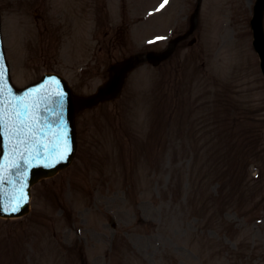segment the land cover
<instances>
[{"label": "rangeland", "instance_id": "rangeland-1", "mask_svg": "<svg viewBox=\"0 0 264 264\" xmlns=\"http://www.w3.org/2000/svg\"><path fill=\"white\" fill-rule=\"evenodd\" d=\"M57 1L77 11L92 0ZM57 1L0 0L6 57L17 79L27 82L50 67L84 97L104 82L111 62L160 50L186 31L197 6L169 0L138 34L139 17L164 0H97L101 19L111 14L101 25L91 22L99 18L96 7L84 21L71 20ZM254 2L200 0L195 45L181 43L158 67L141 64L118 100L78 114L72 166L33 187L28 216L0 219V264H264V177L257 173L264 167V77L250 46ZM61 17L91 33L94 26L95 47L89 36L53 48L48 28ZM26 24L46 30L50 57L26 60ZM142 33L151 41L144 46ZM132 39L143 47L135 50ZM239 116L246 119L240 125ZM239 128L255 133L253 149L230 152L224 146L239 139ZM238 156L248 157L249 167L239 166V196L223 208L214 178L231 171L225 158ZM248 176L260 184L245 187Z\"/></svg>", "mask_w": 264, "mask_h": 264}, {"label": "water", "instance_id": "water-1", "mask_svg": "<svg viewBox=\"0 0 264 264\" xmlns=\"http://www.w3.org/2000/svg\"><path fill=\"white\" fill-rule=\"evenodd\" d=\"M264 0H258L255 8V18L252 21L254 28H259L261 19V9ZM126 68V64H119L115 66V72L110 75L109 82L99 88V93L95 97L100 100L105 98L113 99L120 92L121 83L123 81L122 71ZM120 72V73H118ZM59 83L55 85H49L46 87V95L36 103L29 104V117L35 122L33 128L35 130V137L30 139L26 146L17 145L15 138L11 141L8 135L0 134V175L7 177L2 184H0V216L2 217H17L27 212L28 202V187L33 184L34 181L41 177L51 176L57 170L65 168L70 162L71 156L74 151L73 143V131L68 132V127L63 125V131L66 132L67 142L69 146V134L72 141L71 148L68 151L66 157L63 160H59L55 157L54 149L52 145L56 141V137L61 132L60 121L58 118H54L51 114L56 110L58 105L54 102H50L45 97L54 96L57 91L63 93V105H62V119L64 123L72 127L73 116L75 108L72 103V96L69 95L67 90L62 86L63 82L57 80ZM64 85V84H63ZM45 90V87L37 88L32 91L33 95H37L39 92ZM26 115V112H24ZM23 115V116H24ZM25 118V117H24ZM21 118V119H24ZM52 131V135H48ZM54 131L57 132L53 135ZM47 146V147H46ZM27 148L28 150H25ZM28 161V163H25ZM14 164H19V167H14ZM21 185H23L24 199L19 202V210L17 212L10 211V201L13 197L19 196L21 192Z\"/></svg>", "mask_w": 264, "mask_h": 264}, {"label": "snow or ice", "instance_id": "snow-or-ice-1", "mask_svg": "<svg viewBox=\"0 0 264 264\" xmlns=\"http://www.w3.org/2000/svg\"><path fill=\"white\" fill-rule=\"evenodd\" d=\"M166 3L167 0H164V4ZM164 4H162L161 7H163ZM9 96L10 89L6 78V70L3 64H0V134L8 135L10 141L12 138H15L18 146H26L29 140L34 138L36 135L33 128L35 121L30 117L21 119V116L24 115V112L21 109L26 110L28 108V105L24 103L27 97H21L18 99L17 103H13L12 100L9 99ZM45 99L58 105L57 109L52 111L51 114L54 118L59 119L61 132L56 137V141L52 145V149H54L55 157H57L59 160H63L70 150L67 142L66 132L63 131L64 121L62 119L61 111L63 105V93L57 91L54 96L45 97ZM54 135L56 134L54 133ZM25 150L28 149L25 148ZM25 163H28V161H25ZM13 166L19 167V164H14ZM5 179H7V177L0 175V184H2ZM23 199V185H21L20 195L12 198L15 203H12L11 201L9 202L10 211L13 213L17 212L19 210V202Z\"/></svg>", "mask_w": 264, "mask_h": 264}]
</instances>
